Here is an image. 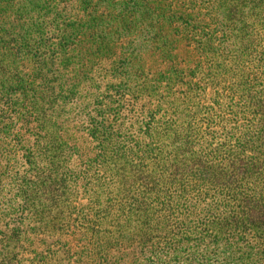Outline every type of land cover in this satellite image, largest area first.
Masks as SVG:
<instances>
[{"label":"trees","instance_id":"trees-1","mask_svg":"<svg viewBox=\"0 0 264 264\" xmlns=\"http://www.w3.org/2000/svg\"><path fill=\"white\" fill-rule=\"evenodd\" d=\"M0 264H264V0H0Z\"/></svg>","mask_w":264,"mask_h":264}]
</instances>
